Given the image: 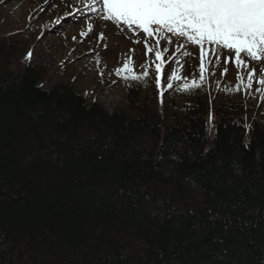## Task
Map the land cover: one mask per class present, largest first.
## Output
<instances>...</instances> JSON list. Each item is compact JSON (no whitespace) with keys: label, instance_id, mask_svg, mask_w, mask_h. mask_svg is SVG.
<instances>
[{"label":"trees","instance_id":"trees-1","mask_svg":"<svg viewBox=\"0 0 264 264\" xmlns=\"http://www.w3.org/2000/svg\"><path fill=\"white\" fill-rule=\"evenodd\" d=\"M27 54L0 34V264H264L249 108L132 79L108 110Z\"/></svg>","mask_w":264,"mask_h":264},{"label":"rangeland","instance_id":"rangeland-1","mask_svg":"<svg viewBox=\"0 0 264 264\" xmlns=\"http://www.w3.org/2000/svg\"><path fill=\"white\" fill-rule=\"evenodd\" d=\"M49 1L52 4L57 0ZM27 12L28 6L24 2L7 7L0 5V34L7 33L14 40L21 43L28 53L31 52V62L45 65L51 71V76L54 80H64L65 82L71 80L74 83V87L81 92L90 93L94 90V93H91V95L95 94L98 103L109 110L114 108L119 102L125 100L126 89L124 83L125 81L131 80L133 74L141 75V79L146 81L147 86L154 93L152 95L153 99L159 105H163L167 98L172 97L176 98V101L182 104L180 98L181 92L183 91V83L187 82L191 84L192 80L195 79L197 84H201L199 79L201 62L200 47L186 43L184 38L177 40V38L172 37L173 43L171 46L174 48L178 45L181 46V51L175 58V60H179V64L172 62L167 71L162 72L161 82L157 85L155 63L158 61L155 60V50L152 53L147 51V48L152 46L145 45L143 37L146 34L142 31L129 30L126 26H118L115 23L113 28L111 27L109 29L105 28V25L97 28L94 27L93 32L97 39L96 48H106L105 45L115 48L112 53V58L106 59L105 56L98 55L95 63H91V66L84 68L82 72L80 71V67H86V63L83 62L79 65L70 64L72 62L71 58L63 53V51H66L69 46L74 45L71 39L75 35H80L79 32L75 31L76 34L70 37L69 27L77 25L82 18L94 17L95 12L88 11L83 17L73 20V22L68 20L64 21V19L56 20L57 23L38 20L33 25L36 32L31 30L32 26L27 19ZM101 32L104 34V42L99 43L98 41H101L99 38ZM42 38L53 39L55 43L64 45L66 48L61 47L62 51L60 49L54 50V52L49 51L43 47L41 43ZM136 41H139V43ZM190 50L193 51V57L196 56L195 63L194 61L192 62L193 58H190V55H184L185 52L190 53ZM214 51L230 52V50L220 49L214 45L205 46L203 56L205 80L202 86L206 89L208 100L211 102L226 101L237 105L241 104L242 107L246 106L251 110L256 121L264 125V100L261 99V93L256 91L257 88L262 87L257 81L261 78V73L264 72V61H252L251 59H247L248 57L245 54H241V58L247 62L248 68L240 67L239 70L235 64L234 51L232 52L234 58L230 56L233 60L227 54L225 59L214 56ZM83 56L81 55L79 59ZM226 59L227 63H225ZM124 63H129V67L133 71L117 75V68H122ZM142 64L143 67H141ZM225 68H227L226 74H224ZM177 69L179 70L176 71V74L181 76L182 79L180 81H171L173 88L170 89L167 87L169 83L167 77L172 71ZM252 69H255L256 73L251 89H245L244 84L247 83L248 73ZM144 70H147L149 73L147 77H143L142 75ZM100 73H103V75L101 76ZM124 75H128L129 79L125 80L123 78ZM240 78H242L243 83ZM238 86L239 91L236 90ZM95 89L99 90H96V92Z\"/></svg>","mask_w":264,"mask_h":264},{"label":"snow or ice","instance_id":"snow-or-ice-1","mask_svg":"<svg viewBox=\"0 0 264 264\" xmlns=\"http://www.w3.org/2000/svg\"><path fill=\"white\" fill-rule=\"evenodd\" d=\"M79 2L81 0H74L69 7ZM84 2L89 10L97 13L103 20L112 21L118 26H126L129 30L142 31L146 34V46L147 38H153L152 47H148L147 51L152 53L155 49V60L158 61L155 63L157 85L161 82L165 67L164 56L159 47L161 39L171 46L172 37L177 40L184 38L186 43L200 47L201 84H197L195 79L191 84L185 82L182 89L185 92L200 89L205 80L203 56L206 45L234 51L237 68H248L247 62L241 58L242 53L252 61H264V0H84ZM78 11L82 12L83 9ZM87 28L88 32L82 31L80 34L87 36L93 32L94 25L89 24ZM103 36L101 32L99 38L103 39ZM175 51L179 53L181 46L178 45ZM184 55L191 53L185 52ZM27 58H31V52L27 54ZM172 62L179 64V60ZM178 70L172 71L167 77L169 81L167 87L170 89L173 88L171 81L182 79L176 74ZM132 71L129 63H124L122 68H117L116 74ZM226 73L227 68L224 69V74ZM255 73V69L249 71L247 83L244 84L245 89H251ZM142 75L147 77L149 73L144 70ZM123 78L128 80L129 76L124 75ZM131 79L139 81L141 75L133 74ZM240 79L243 83L242 78ZM257 82L262 87L256 91L261 93V99L264 100V72ZM236 90L239 91V86Z\"/></svg>","mask_w":264,"mask_h":264},{"label":"bare ground","instance_id":"bare-ground-1","mask_svg":"<svg viewBox=\"0 0 264 264\" xmlns=\"http://www.w3.org/2000/svg\"><path fill=\"white\" fill-rule=\"evenodd\" d=\"M19 2L21 3L24 2V4L28 6L27 19L29 20V23L32 26L31 30L33 32H36L33 25L38 20L42 22L52 21L53 23H57L56 20L59 21V20L64 19V21L68 20V21L73 22V20H77L78 18L83 17V15H85L88 11H91L86 6L84 0H81V2L79 3H75V6H72V7H69V5L73 4L74 0H57L52 4H51V1L49 0H34V1L32 0H19V1L0 0V5L2 7H7V6L15 5L16 3H19ZM78 9H83V11L80 12L78 11ZM70 15H73V16H70ZM64 16L66 17L64 18ZM89 24L94 25V27L96 28L99 26L102 27L103 25H105L104 27L108 29L111 27L113 28L114 26V22L105 21L102 19L101 16L95 13L94 17L82 18V20L77 25L69 27L70 37L71 35L74 36L76 32H79V33H81L82 31L88 32V30L86 29H88L87 25ZM143 39L145 41L146 35H144ZM152 39L153 38H147V44L150 46H152ZM41 41H42L41 43L43 47L47 48L49 51L54 52V50H57V49H60L62 51L61 47H63L64 49L66 48V46L64 45H59L58 43H55L53 39H48V38L43 39L42 38ZM71 41L74 43V45H71V47L69 46L66 51L65 50L63 51V53L67 54L71 58L72 62L70 64L79 65L85 62L86 67L85 66L80 67V71L82 72L84 71V68H89L91 66V63H95V61L98 58V55L105 56L106 59L112 58V53L115 48V47L113 48L112 46L109 47V45H107L106 48H102V47L100 49L96 48L97 39L95 38L94 32L88 33L87 36H84L81 34L75 35V39H71ZM98 42L102 43L104 42V40L101 39V41H98ZM94 46H95V49H94ZM159 47L161 48L163 56H164L165 67L163 69V72H165L167 71V69L169 68V65L172 63V61L175 60V58L177 57L179 53L175 51L174 47L167 45L163 39H161ZM192 52L193 51L190 50L191 55L189 57L193 58L192 62L194 61L195 63L196 56L193 57L194 55L192 54ZM232 52L233 51L231 50L228 53L224 51H220V52L214 51L213 54L214 56H218L222 59L223 58L225 59V56L227 54L228 57L231 60H233L232 58H234V56L232 55ZM81 55H84V56L81 59H79ZM247 59H250V58L248 57ZM249 64H252V63H249ZM238 69L240 70V68Z\"/></svg>","mask_w":264,"mask_h":264}]
</instances>
